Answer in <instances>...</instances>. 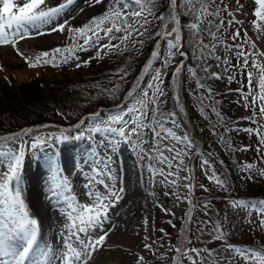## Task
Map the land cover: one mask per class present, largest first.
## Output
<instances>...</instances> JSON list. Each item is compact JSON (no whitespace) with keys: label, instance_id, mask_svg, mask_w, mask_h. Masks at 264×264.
Segmentation results:
<instances>
[{"label":"rangeland","instance_id":"374dc122","mask_svg":"<svg viewBox=\"0 0 264 264\" xmlns=\"http://www.w3.org/2000/svg\"><path fill=\"white\" fill-rule=\"evenodd\" d=\"M14 2L22 6L25 0ZM90 3L83 6V14L80 9L79 15L66 19L64 12L45 26L41 30L45 33L40 35L41 44H32L35 56L32 49L27 50L23 46V52H20L23 55H17L22 60L18 66L8 60L6 55L0 58V129L21 125L15 131L0 135V144L8 145V149L13 152L20 147L24 148L21 177L33 175L35 169L39 168L45 171L43 177L47 183L49 169L45 161L49 158L57 161L60 168L68 174L69 171L74 174L80 172L79 175L85 176L83 180L90 183L92 168L97 165L102 168L101 161L111 163L121 157V149L128 152L125 182L114 180L116 191L119 192L122 187L123 194L119 195L118 206L114 204L117 206L116 213L111 215L114 206L107 212V216H112L114 222L107 225L105 219L102 224L104 227H97V230L95 228L89 233L93 239L95 235L98 237L107 233L102 246L90 257L93 262L91 264H191L187 257L175 251L177 245H182L181 251L184 248L200 249L203 264H244L239 256L228 249V245L264 249V224L261 223L260 216L247 208L232 206L233 200L264 199V175L258 171L264 170V146L260 145L261 137L255 131H245L264 128V117L259 113V99L253 105L252 96L245 100L242 95L249 91H259L255 71L252 87L249 88L248 71L253 62L264 70V64L256 53L257 45H254L261 35L259 18L254 14V9L258 8L255 0H239V3L237 0H211L210 10L219 9V15L209 16L207 20L213 22L212 31H216L215 26H220L217 37L222 43L213 40L203 31L207 26L206 20L201 25L200 38L208 45L216 43L217 47L211 56L204 53L207 57L205 60L198 59L201 53L195 49L190 53L192 60L189 61L184 46L180 51L186 55L182 56L169 49L156 35L162 29V22L155 17H168L169 0H152L149 6L154 15L148 17L150 22L141 29L143 35L133 32L132 37L123 43L119 39H113L111 43L119 44V48L97 52V45L86 46L87 50H81L84 39L74 30L88 25L93 17L99 18L110 11L111 0H102L99 4L95 1ZM179 7L177 0V9ZM65 20L67 24L62 32L48 31ZM179 21L177 27L183 37L181 44L184 45L187 32L185 28L193 21L186 13L179 17ZM111 26V22L105 20L103 27ZM171 26L169 23V28ZM237 30L239 38L233 40V33ZM114 34L117 37L122 35ZM34 35L35 33L31 37ZM88 35L91 37L92 33L89 32ZM100 35L103 37L104 33L100 32ZM107 43V38L99 42ZM237 44L241 46L239 49L234 47ZM56 48L64 50L56 55L57 61L67 58V62H60L59 66H53L51 53L49 57L42 56L43 52ZM237 50L247 54V68L242 66L243 58L237 56ZM154 52L156 55H153ZM38 56L41 61L36 63ZM45 59L49 63H43ZM34 63L36 66H30ZM77 64L80 66L77 67ZM138 65L140 71L135 73ZM181 65V71L176 73V68ZM205 65L210 66V73H218L221 78L208 79V74L203 71ZM146 67L149 69L147 72ZM153 70L162 73L163 80L159 84L163 95H158L156 99L158 113L163 116L158 115L157 118L166 119L170 113L175 112V119L180 127L177 128L169 121L164 124V128L171 129L177 136H183L187 132L195 145L191 150H184L177 160H171V168L148 158L147 154L152 152L155 144V138L148 128L144 129L139 138L133 135L131 142H125L111 133L90 131L97 123L102 127L107 126L106 122L120 113L121 109L125 112L124 119H129L126 113L134 103L129 93H140L137 99L146 106L144 110L148 121H151V99L155 88H149L148 85L154 83ZM32 80L36 83L33 82L35 89L31 91L28 85ZM198 82L207 87H198ZM207 88H211V93ZM141 89L148 93L147 97L143 96ZM135 106L138 109L141 107L140 104ZM216 113L220 115L217 116ZM132 127L129 124L126 131ZM61 131L70 137L65 143L77 140L73 138L74 133H82L85 137V147H69L68 154L74 151L76 163L66 164L64 158H60L65 154V148L56 140L36 149L30 148L34 138L46 141L49 135L59 136ZM163 136L164 133L161 132V149L168 145L177 150L182 149L183 146L175 140L164 139ZM258 146L261 147L259 153ZM164 155L170 157L174 153L165 151ZM201 160L210 162L211 169L224 181V187L208 178L211 170L209 166H202ZM8 163V157H0V172L6 171ZM247 164L254 165L251 171L244 170L243 166ZM149 165L155 169H163L164 175L161 176L159 172L153 174ZM168 172L175 175L168 176ZM185 176H189L190 181L184 180ZM173 180L175 184L172 183ZM106 181L112 183L111 180ZM189 182L193 185L191 194L184 186ZM47 193L40 199L43 206L49 201V189ZM205 204L208 205L207 208L204 207ZM216 225L223 231L222 239H216ZM43 233L39 236L45 243L49 234ZM209 251L212 253L211 258L208 256ZM139 257H143V261L138 260ZM30 260L32 258L26 264Z\"/></svg>","mask_w":264,"mask_h":264},{"label":"snow or ice","instance_id":"6c2138e0","mask_svg":"<svg viewBox=\"0 0 264 264\" xmlns=\"http://www.w3.org/2000/svg\"><path fill=\"white\" fill-rule=\"evenodd\" d=\"M74 0H62L59 4L55 6H49V0H25L22 6H18L14 0H0V46L11 44L14 48L15 45L26 38H31L32 34L43 35L45 34L41 31L45 26L50 25L54 19L59 18L66 12L69 7L73 4ZM102 0H95L96 4L101 3ZM256 4L259 6L254 9V14L260 20H264V0H255ZM152 0H111L109 5L110 11L106 12L103 16L96 18L93 17L88 25L82 28L75 29L74 31L84 39V44L81 45V50H87L86 46L96 47L97 52L103 49L119 48V44H112L113 39H119L121 43L130 39L135 32L137 35H143L144 26L150 21L148 17L153 16L154 13L151 5ZM211 0H179V9H177V0H169V14L168 17L158 16L155 17L157 20L162 22L161 31L157 32L156 35L159 36L168 46L169 49H173L176 53L180 55H186L181 52L180 49L183 47L181 41L183 39L180 29L177 27L179 24V17L183 14H188L192 17V23L187 27L190 32V36L194 38L193 46L198 49L201 53L198 59L205 60L207 57L204 55L207 52L208 56L214 54V49L217 44H205L203 39L200 38L201 25L205 23L207 17L218 16L219 9L210 10L209 4ZM239 3V0H237ZM43 6V7H41ZM242 7V6H241ZM131 18V22H129ZM105 20L111 22V27L104 28L103 24ZM169 23L171 27L169 28ZM256 23L255 21L253 22ZM67 20L64 23L57 24L54 27L48 29L49 32L63 31ZM223 24V21H221ZM93 25L95 27H93ZM139 25V27H136ZM213 22L207 20V26L203 29L207 32L208 36L218 43H222L218 40L217 32L220 31V26L217 25L216 31H212ZM146 30V29H145ZM91 32L90 37L88 33ZM103 32V37L100 35ZM114 33H122L121 36L117 37ZM94 37V38H93ZM107 38V44H99L101 39ZM239 38V30L233 33V40ZM247 43V41H245ZM232 48L233 46H227ZM239 49L241 46L239 44L234 46ZM64 50L60 48L52 49L50 51H45L42 53L43 57H49L51 53V60L53 66H59L60 62H67V58L63 57L62 61L56 60V55L62 53ZM17 54L23 55L17 49ZM238 57L243 58V67H248V56L244 51L237 50ZM153 55H156L154 52ZM219 59V57H217ZM41 61V57H36V63ZM162 62L166 63V61ZM36 63L30 64V66H36ZM43 63H49L48 59L43 60ZM88 63V61H85ZM227 63V61H225ZM80 65L77 64V67ZM183 65L176 68V73L181 71ZM209 65L203 67V71L208 74V79H220L218 73H210ZM149 69L146 67L145 71ZM155 71V70H153ZM189 71L195 75L192 69ZM253 71L256 72L259 81V91L253 93L249 91L248 93H242L245 100L249 96H252V104L256 105L257 99H259V113L264 117V70L257 66L254 62L252 64L251 70L248 71L249 88L252 87V77ZM153 84H149V88H155L152 94L151 103L153 104V118L148 121L147 112L144 110L145 105L141 100L137 99L136 95L129 93L133 103V107L127 110V115L129 119H124V109H121L120 113L113 115L109 121H107V126H101L97 123L95 127L91 128L92 133H111L115 136L120 137L125 142H131V137L136 135L138 138L143 133L145 128L151 130L153 137L155 138V144L153 145L152 152L148 153L149 159H155L161 164H167L171 168V160H177L184 152V150H191L195 147L193 141L189 138L188 133L185 132L183 136H177L171 129H165L164 124L166 122H171L177 128L180 125L177 123L175 116L176 113H170L166 119H158L159 116H163L162 113H158L156 108V99L158 95H163V91L159 88V84L163 82L162 73L155 71V75L152 77ZM232 77H229L231 80ZM198 87L206 88L205 84L198 82ZM144 97H147L148 93L143 89L140 90ZM207 91L211 93V88H207ZM177 103H179V97H176ZM140 104L141 107L138 109L135 105ZM214 110V109H213ZM183 111V108H181ZM219 116V113H216ZM90 119H98V117H90ZM147 121V122H146ZM132 124L133 127L128 129V125ZM118 125V127L112 126ZM245 131L253 132L255 131L258 136L261 137L260 145L264 146V128L245 129ZM161 132L164 133L163 138H171L175 140L178 144L182 145V149L177 150L173 146H165L163 149L160 147ZM69 135L65 134L63 131L60 132L59 136L49 135L46 141H42L39 137L33 139L30 143L31 149H36L45 143H50L56 140L59 143H63L69 139ZM74 139L85 138L82 133H74ZM223 139V137H221ZM230 147V145H229ZM244 150H247L245 148ZM174 153V155L167 157L164 152ZM261 151V147L258 146L257 152ZM155 153V155H153ZM25 151L24 148L20 147L17 151L13 152L8 149V145L0 144V157H8L10 163L7 164V169L4 172H0V264H26L29 257H33L34 260L38 258L39 264H52V260L49 259L50 248H40L38 245V231L39 222L37 219L32 218L29 215L25 202L22 198L23 185L21 184V163L24 159ZM49 169V199L54 200L57 203H64L67 205V210L64 216L67 220L65 225V231L62 233L63 245L62 251L52 257L59 262V264H87V260L92 256V254L97 251L98 247H101L103 241L105 240L107 233L100 235L93 239L89 235L90 231L97 227H101L104 220L107 219V211L110 207L119 200V195L115 189L114 176L112 175L111 165L105 161H101L103 167L92 168L91 171L93 175L90 177V183L88 184L89 192L86 193L89 198L93 201L91 205L81 206L79 202L75 207L72 206L68 199V194L71 193V186L68 182L67 176L63 174L62 169L58 165L57 161L49 158L45 161ZM202 166H209L211 170V175L208 177L211 181H214L221 187H224V181L221 180L216 172L211 169L210 162L208 160L200 161ZM245 171H251L254 167L252 164L244 165ZM149 170L153 174L159 172L161 176L164 175L163 169H155L152 165H149ZM261 174L264 175V170ZM168 176L175 175L173 172H168ZM106 180H111L112 183L109 184ZM184 180H189V176H185ZM175 184V180L172 181ZM94 185H99L103 187L104 192H100L94 189ZM185 188L189 190L191 194V189L193 185L191 182L184 185ZM203 187V186H201ZM206 190V189H205ZM232 206L236 208H247L249 211H255L261 218V223L264 224V199L260 200H233ZM205 208L208 207L207 204L204 205ZM190 215V213H189ZM5 217L7 219H5ZM216 239L223 238V231L220 229L219 225H216L215 229ZM83 237V238H82ZM145 247H151L150 245H145ZM182 245H177L175 251L187 257L191 264H203L201 259V251L196 248H184L181 251ZM228 249L235 255L239 256L244 264H264V249L259 248H241L233 245H228ZM194 253V256L189 255ZM208 256L211 258V251L208 252ZM138 260L143 261V257H139Z\"/></svg>","mask_w":264,"mask_h":264},{"label":"bare ground","instance_id":"6f19581e","mask_svg":"<svg viewBox=\"0 0 264 264\" xmlns=\"http://www.w3.org/2000/svg\"><path fill=\"white\" fill-rule=\"evenodd\" d=\"M94 1L95 0H74L73 4L65 12L66 13V15H65L66 19H69L72 16L76 17L77 15H79L78 13H79L80 9H81V13L83 14L84 9H85L83 6H85L86 3H90V2H94ZM60 2H62V0H49V6L50 7L51 6H55V5L59 4ZM41 7H43V6H41ZM63 19H64V17H63ZM259 22H260V29H261L260 33H261V35L259 37V41L257 43H254V45L255 44L257 45L256 53H257V55H258V57L260 59V62L264 64V20H260L259 19ZM40 41H41L40 35H38V36L34 35L31 38H26L24 40L19 41L15 45V48L11 44L0 46V58L3 57L4 55H6V58L8 60H11L14 65L18 66L19 64H21L22 60L17 57V55H18L17 54V49L19 50V52H23V48H22L23 46L27 50H31L32 49L31 51L33 52V55L35 56L34 48L32 47V44L33 45L34 44L35 45H37V44L40 45L41 44ZM18 73H19V71H18ZM23 73H24V71H23ZM21 74H22V72H21ZM85 142H86L85 139L68 141L67 143L63 142L61 145L65 148V149L63 148L65 150V154L60 156V158H64V161L66 162V164H67V162H71V163L75 162V156H74V153H73L74 151L70 152V154H68L69 147L70 148L82 147V146L85 147V145H86ZM48 151L49 150L47 149V152ZM116 151L120 152L119 149H117ZM121 152H123L121 157L116 158L114 161H112L109 164L111 165L112 175L115 177L116 180L120 179V181L122 182V181H124V178L126 177L127 168H126L125 163H126V160H127L129 154H128L127 151H124L122 149H121ZM69 167L70 166H67V168H69ZM62 171H63V174L66 176V172L67 171L66 172H65V170H62ZM44 172L45 171H43V170H41L39 168L38 169L36 168L33 175H25V177H21V184L23 185L22 198H23V200L25 202V205L27 207L29 215L32 218L37 219L38 222H39V231H38V237H37L39 247L40 248H50L51 251H50V254H49V259L52 260V264H59V262L57 260H55V259H52V257L55 256V255H58V253L60 251H62V245H63V239H64V237L62 236V233L65 231V225L67 224V220H66V218L64 216V213L67 210V205L64 204V203H57L56 201L50 200V199H49V201H47L48 203H46V205L43 206L41 204L40 199L43 196H45V193H47V190L49 189V183H47L44 180V177H43V174H45ZM79 173L80 172L74 174V173H71L69 171V174H68V172H67V174L69 175L67 177L68 178V182H69V184L71 186V193L68 194V199L71 202L73 207H75L77 205V202H79V204L81 206H83V205H91L93 203V201L86 194V193L89 192V188H88V184L89 183L85 182L83 180L85 178V176H81L82 174L79 175ZM94 189H96V190H98L100 192H104V189L99 187V186H95L94 185ZM122 191H123V188L121 187L120 191L119 192L117 191L118 195L121 196L123 194V193H121ZM118 201L115 203V205H117V206L119 204ZM116 207L111 210V215L112 214L114 215L116 213V211H117ZM109 209L107 211L108 213H109ZM110 217H112V216H110ZM110 217H109V215L107 216V219H106L107 225H108V223H113L114 222L113 217L112 218H110ZM121 217H122V215H121ZM102 227H104V226H101L100 228H102ZM96 230H97V228H96ZM43 232H47V234H49L48 238L45 239L46 240L45 243H44V241L41 240V238L39 236L40 233H43ZM101 233H102V231H101ZM108 233H109V231H108ZM45 236H47V235H45ZM95 238H96V235H95ZM114 238H112V239L114 240ZM29 258H32V260H30L29 264H39L38 258L35 259V260L31 256ZM91 262H92V260H90V258H89L87 260V264H91ZM111 264H113V263H111Z\"/></svg>","mask_w":264,"mask_h":264},{"label":"trees","instance_id":"16d2710c","mask_svg":"<svg viewBox=\"0 0 264 264\" xmlns=\"http://www.w3.org/2000/svg\"><path fill=\"white\" fill-rule=\"evenodd\" d=\"M185 30L187 31L186 33H185V39H184V49L187 51V53H188V61L189 60H192L191 58V55H190V53H192L196 48H194V46H193V42H190V40H192V41H194V38L193 37H191L190 36V32H189V29H188V27H186L185 28ZM140 71V65H138L137 67H136V69H135V73H137V72H139ZM33 82H35V81H31V83H29V85L28 86H30V90L32 91V90H34L35 89V87H34V84H33ZM36 83V82H35ZM169 84H170V79H169ZM171 85V84H170ZM44 120V119H43ZM42 120V121H43ZM21 125L19 124L18 126H14V125H12V126H9V127H6V128H3V129H0V135H2V134H6V133H9V132H12V131H15V130H17L19 127H20ZM53 130H57L56 128H52Z\"/></svg>","mask_w":264,"mask_h":264}]
</instances>
